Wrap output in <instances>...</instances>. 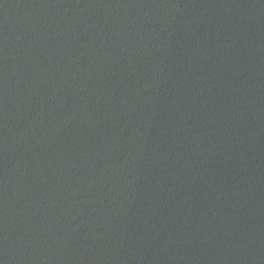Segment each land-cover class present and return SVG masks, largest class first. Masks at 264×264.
Returning a JSON list of instances; mask_svg holds the SVG:
<instances>
[{
    "label": "water",
    "instance_id": "95a60500",
    "mask_svg": "<svg viewBox=\"0 0 264 264\" xmlns=\"http://www.w3.org/2000/svg\"><path fill=\"white\" fill-rule=\"evenodd\" d=\"M0 264H264V0H0Z\"/></svg>",
    "mask_w": 264,
    "mask_h": 264
}]
</instances>
